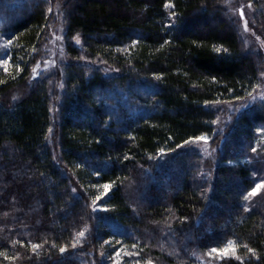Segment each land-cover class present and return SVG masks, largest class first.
Wrapping results in <instances>:
<instances>
[{"label": "trees", "instance_id": "trees-1", "mask_svg": "<svg viewBox=\"0 0 264 264\" xmlns=\"http://www.w3.org/2000/svg\"><path fill=\"white\" fill-rule=\"evenodd\" d=\"M245 1L264 26V0ZM58 2L68 63L33 77ZM228 6L0 0L10 42L0 68V264H108L117 247L198 264L195 250L227 242L232 253L216 264H264V187L249 197L264 183L254 144L264 101L233 121L217 163L188 149L216 132V105L260 84L262 57L244 48ZM210 203L207 241L197 229Z\"/></svg>", "mask_w": 264, "mask_h": 264}, {"label": "rangeland", "instance_id": "rangeland-1", "mask_svg": "<svg viewBox=\"0 0 264 264\" xmlns=\"http://www.w3.org/2000/svg\"><path fill=\"white\" fill-rule=\"evenodd\" d=\"M8 4L12 5L13 0H8ZM63 5L64 4L61 2L50 5L49 28L45 42L42 46L40 59L32 69L33 77H38L39 75L55 77L60 73L59 71L61 67L68 63V58L64 49V12L67 10V6L64 7ZM228 9L231 17L239 24L240 38L244 48L263 58L255 59V62L259 65L262 73L260 75V84L252 95L235 103L216 105V132L212 137H205L207 142L198 139L191 141L188 144V149L196 150L204 160L205 164L208 161L217 163L220 144L223 142L222 140L228 136V132L233 128V121L239 117L241 113H249L255 106L264 101V37L262 30V27L264 26L260 25L256 18H254V10L250 3L245 0H229ZM241 13H243V15H241ZM6 20L5 13L0 9V26L3 25ZM3 34L4 32H0V68H4L7 63L10 44ZM77 39L74 40V44L81 47L82 44L80 39H78L79 43H77ZM254 144L255 149H264V127L256 131V140L254 141ZM261 183L263 182L258 181L256 185ZM262 189L263 187L260 188L256 194ZM214 205V203H210L204 211V215L199 221V228L197 229L199 236H202L207 241H210L209 239H211L215 233V217L213 216L215 211ZM213 248H215V246L199 247L193 253L194 260L198 264H216L220 258L231 254L233 250L228 242L224 243L222 247L215 248L217 249V252H212ZM226 249L227 253L225 254ZM117 253H119V256H117ZM134 253V251L130 252L124 250L123 247H117L113 257H109L108 264H160L157 260L144 259L143 256L142 260L140 258L137 259L139 255H135ZM123 258L130 259L127 260L128 262H125L122 260Z\"/></svg>", "mask_w": 264, "mask_h": 264}, {"label": "snow or ice", "instance_id": "snow-or-ice-1", "mask_svg": "<svg viewBox=\"0 0 264 264\" xmlns=\"http://www.w3.org/2000/svg\"><path fill=\"white\" fill-rule=\"evenodd\" d=\"M241 15H243V13H241ZM77 43H79V40L77 39ZM217 51H219V49H217ZM199 139L201 140H205L206 141V138L205 137H200ZM111 184H105L103 185V188H104V194L106 195L108 193V191L111 189ZM264 187V183H261V184H257L256 187L253 189L252 192L249 193V196H255L257 191H259L260 188ZM100 197H97V200H99ZM245 199H248V197L246 196ZM80 236H84V232H81L79 234ZM35 247V246H34ZM61 251H64V249L62 248ZM249 251H252L251 249H249ZM212 252H217V249L213 248L212 249ZM227 253V249L225 250V254ZM117 256H119V253H117Z\"/></svg>", "mask_w": 264, "mask_h": 264}]
</instances>
